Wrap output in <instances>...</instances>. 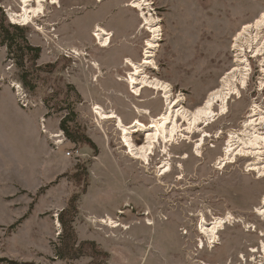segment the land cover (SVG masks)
<instances>
[{
    "label": "rangeland",
    "instance_id": "1",
    "mask_svg": "<svg viewBox=\"0 0 264 264\" xmlns=\"http://www.w3.org/2000/svg\"><path fill=\"white\" fill-rule=\"evenodd\" d=\"M59 2H47L43 16L20 26L7 14L19 12L22 1L0 0V22L22 29L27 43L39 50L36 60L28 55L22 60L35 87L30 91L0 39V93L9 95L0 106V264H90V256L64 260L56 254L59 214L74 194L78 244L94 243L107 253L102 264L262 262L261 252L251 250L264 240L259 236L264 221L254 213L264 196V177L249 172L248 158L237 157L223 169L217 161L229 133L243 130L253 102L264 107V88L259 91L263 57L250 60L248 87L241 99L232 97L228 113L201 126L203 133L189 134V140L160 143L149 165L127 154L114 123L100 120L93 108L116 112L127 126L136 119L150 124L151 117L141 110L154 118L164 111L162 92L147 88L138 98L124 82L134 72L126 60L142 64L152 38L145 14L161 27L154 57L158 69H145L147 74L171 84L186 108L201 106L234 67L233 39L261 16L264 0H147L144 12L132 7L133 0ZM97 26L111 33L109 48L93 37ZM10 31L18 37L17 30ZM19 86L28 94L27 109L16 95ZM67 117L92 147L66 136L56 147L64 141L61 123ZM200 138L205 139L201 154L196 150ZM132 139L142 145L145 135L134 132ZM70 151L79 154L68 157ZM164 161L171 169L162 175ZM227 214L242 222L226 225L210 247L199 231L202 216L210 224ZM106 216L120 226L101 224ZM250 224L256 232H247Z\"/></svg>",
    "mask_w": 264,
    "mask_h": 264
},
{
    "label": "bare ground",
    "instance_id": "2",
    "mask_svg": "<svg viewBox=\"0 0 264 264\" xmlns=\"http://www.w3.org/2000/svg\"><path fill=\"white\" fill-rule=\"evenodd\" d=\"M21 1L23 7H21L19 12L9 10L7 14L12 23L20 26H28L40 15L43 16L47 2L53 6H60L59 0ZM149 6L150 4L147 0H133L132 2V7L142 12L148 9ZM144 20L149 28L148 31L152 34V38L147 40L142 64L136 63L132 59L126 60V67H132L134 72L124 82L128 83L132 92L130 93L138 98L142 96L144 90L147 88L162 92V98L166 100L164 101V106H166L164 111L157 118H154L148 110H141L142 115L151 117L150 124L145 125L141 120L136 119L132 125L127 126L114 111H106L99 105L95 106L93 110L100 120L114 123L115 128L120 132L122 144L129 156L135 160H142L145 164L149 165L150 157L153 155L156 146L160 143L169 146L179 138L188 139V135L193 132L202 131L203 133L201 126H204V128L208 127L219 117L228 113V106L232 97H237L239 100L242 96L241 92L248 87L252 72L250 58L259 60L263 57L260 65L262 74L264 75V12L252 23L245 24L237 33L233 39V50L236 53L234 67L222 77L220 86L210 92L204 103L194 110L185 107V98L182 95L174 96L171 84L156 77H150L147 74L145 69H150L151 67L153 69L157 68L154 57L158 48L161 27L158 24L159 21L154 19L153 15L146 17L145 14ZM93 37L102 48L110 47L112 35L104 28L97 26ZM246 49L251 52L250 57L247 55ZM70 52L71 54L80 56L77 50L70 49ZM92 66L98 65L97 63H92ZM260 86L259 91H263V81L260 83ZM253 104L246 121L243 122V130L229 133L223 156L218 159L217 166L223 165L222 168L219 167L223 169L226 164L232 163L237 157L248 158L247 169L249 172L257 174L258 177H264V107L257 105L255 102ZM134 132L144 133L145 142L142 145H136L133 142L132 135ZM204 143L205 139L200 138L196 144L197 153L201 154L200 150ZM170 169V162L164 161L159 167V172L165 175ZM254 213L264 221V196L260 202V206L254 209ZM232 221H234L232 224L242 222L241 219L237 220L231 214H227L226 217L215 218L214 222L209 224L202 216L199 231L206 238L209 246L213 247L219 240L220 231ZM100 223L111 225L114 228L120 226L108 216L100 219ZM254 227L255 225L250 224L246 229L247 232L250 230L256 232ZM259 236L264 239V231L260 232ZM200 241L202 243V240ZM202 246L204 247L203 244ZM261 250V254L264 255V240L261 241L260 248H253L251 252L255 254L259 251L261 252ZM240 258L246 260L244 255L240 256ZM261 260L264 261V256H262Z\"/></svg>",
    "mask_w": 264,
    "mask_h": 264
},
{
    "label": "trees",
    "instance_id": "3",
    "mask_svg": "<svg viewBox=\"0 0 264 264\" xmlns=\"http://www.w3.org/2000/svg\"><path fill=\"white\" fill-rule=\"evenodd\" d=\"M10 28L17 30L18 37L14 35V33H11ZM0 39L2 40L1 44H8L10 49L9 54H11L13 59L17 60L19 67L22 68L21 82L23 86L28 88L30 91L34 90L35 87L32 84L33 80L28 78L29 73L25 70L22 60H24L25 56L27 55L31 57L32 61L36 60L39 50L27 43L22 29L19 27L6 25V23L3 22H0ZM14 47H17V52L13 51ZM120 117L123 120L121 115ZM71 122H73V118L67 117L61 123V129L65 136L73 143L88 144L92 147L93 144H91L89 140L83 139V135H80L76 124H71ZM77 200L78 195H72L68 202L67 208L62 210L59 214V222L62 227V233L59 238V245L56 248V254L60 259L64 260H76L82 256H90L92 257V262L90 264H102L104 259L107 258V253H104L102 250L97 248L96 244L94 243L83 242L78 244L76 232L73 226L74 218L77 213Z\"/></svg>",
    "mask_w": 264,
    "mask_h": 264
},
{
    "label": "built area",
    "instance_id": "4",
    "mask_svg": "<svg viewBox=\"0 0 264 264\" xmlns=\"http://www.w3.org/2000/svg\"><path fill=\"white\" fill-rule=\"evenodd\" d=\"M250 60H253V59L250 58ZM15 90H16V95L21 98V101H22L21 102V106L23 108L27 109L29 107V104H28L29 101L27 100L28 94H26L20 86L18 88H16ZM24 99L26 100V102H23ZM43 121L44 120H42V122ZM43 132H44V130H43ZM61 133H62V136H63V140L64 141L62 143H60V142L56 143L55 144L56 147L63 146L64 145V142L67 141L64 132H61ZM76 154H79L78 151H70V152L67 153V156L68 157H76ZM78 157H80V156H78ZM261 253H262V250H261ZM261 255H263V254H261ZM260 263H264V262L262 261V262H259L258 264H260Z\"/></svg>",
    "mask_w": 264,
    "mask_h": 264
},
{
    "label": "crops",
    "instance_id": "5",
    "mask_svg": "<svg viewBox=\"0 0 264 264\" xmlns=\"http://www.w3.org/2000/svg\"><path fill=\"white\" fill-rule=\"evenodd\" d=\"M5 93H6V91L0 93V106H3V107L6 105V103H5L6 101H4L5 100V97L9 96V95H5ZM33 123H35V121H33ZM3 159H4V157H3Z\"/></svg>",
    "mask_w": 264,
    "mask_h": 264
}]
</instances>
